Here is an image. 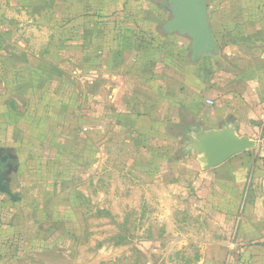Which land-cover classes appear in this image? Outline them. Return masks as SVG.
Returning a JSON list of instances; mask_svg holds the SVG:
<instances>
[{"label": "rangeland", "instance_id": "rangeland-1", "mask_svg": "<svg viewBox=\"0 0 264 264\" xmlns=\"http://www.w3.org/2000/svg\"><path fill=\"white\" fill-rule=\"evenodd\" d=\"M166 8L0 0V155L21 197L0 194V239L17 237L0 264H202L228 240L235 207L176 126H217L222 84L244 70L191 63L189 39L161 31ZM255 42L242 51L259 59Z\"/></svg>", "mask_w": 264, "mask_h": 264}, {"label": "crops", "instance_id": "crops-1", "mask_svg": "<svg viewBox=\"0 0 264 264\" xmlns=\"http://www.w3.org/2000/svg\"><path fill=\"white\" fill-rule=\"evenodd\" d=\"M210 1L215 2L213 8L209 9V22L219 55L216 60L211 58L202 60L220 63L224 54L232 63H240L237 67L244 71L241 73V80L233 82L232 85L222 84L219 93L223 94L221 100L223 106L220 107V117L223 119L217 121V126L212 123V118L211 128H205L203 125L199 127L220 130L230 126L237 135L247 136L256 141L264 132V82L261 84L247 79L257 77V73L254 75L250 73L256 70L252 63H264V53L259 59H252L242 49L246 44H251L248 43L250 40H255L257 41L255 44L264 47V0ZM262 71L264 78V69ZM217 74L223 76V73L219 74L218 71ZM259 157L261 158V154ZM205 175L213 179L220 192H224L230 198L226 202H231L232 209L235 207L236 211L233 216H225V220L231 222L228 227L226 225L228 240L217 248L208 245L207 250H203L205 258L202 264H264L262 160L258 162L243 153L207 171ZM8 238L11 239L12 235ZM14 238H16L14 241H17V237ZM4 244H7L6 240L0 239V248L14 247H6Z\"/></svg>", "mask_w": 264, "mask_h": 264}, {"label": "water", "instance_id": "water-1", "mask_svg": "<svg viewBox=\"0 0 264 264\" xmlns=\"http://www.w3.org/2000/svg\"><path fill=\"white\" fill-rule=\"evenodd\" d=\"M170 19L161 25L165 35H178L190 41V61L211 58L218 59L217 42L209 22L208 0H165ZM187 149L197 153L203 170H212L231 158L256 147V141L247 136H239L235 130L226 126L220 130H203L197 125L191 127ZM0 171V193L11 201L20 200L11 191L7 175Z\"/></svg>", "mask_w": 264, "mask_h": 264}, {"label": "trees", "instance_id": "trees-1", "mask_svg": "<svg viewBox=\"0 0 264 264\" xmlns=\"http://www.w3.org/2000/svg\"><path fill=\"white\" fill-rule=\"evenodd\" d=\"M214 3L215 2H212V1H209L208 2V9H211V8H213L212 6L214 5ZM216 5V4H215ZM198 126V125H197ZM191 125H189V124H183V125H178V126H176V128L177 129H181V130H183V131H188V133H190L191 132ZM0 194H2V193H0ZM2 195H4V194H2ZM5 196V195H4ZM14 239H16V238H14ZM14 239L13 240H11V239H9V238H7V244H4L6 247H9V246H14V245H16L17 244V241H14ZM10 240H11V242H10ZM13 242H16V243H13Z\"/></svg>", "mask_w": 264, "mask_h": 264}, {"label": "flooded vegetation", "instance_id": "flooded-vegetation-1", "mask_svg": "<svg viewBox=\"0 0 264 264\" xmlns=\"http://www.w3.org/2000/svg\"><path fill=\"white\" fill-rule=\"evenodd\" d=\"M166 3V1H165ZM10 155H7V153H3L2 155H0V171L1 172H6L9 171L10 168V164H13L14 161L10 160V158L8 157Z\"/></svg>", "mask_w": 264, "mask_h": 264}, {"label": "built area", "instance_id": "built-area-1", "mask_svg": "<svg viewBox=\"0 0 264 264\" xmlns=\"http://www.w3.org/2000/svg\"><path fill=\"white\" fill-rule=\"evenodd\" d=\"M256 147L258 152L261 154L262 158V167L264 168V132L261 136L256 140Z\"/></svg>", "mask_w": 264, "mask_h": 264}]
</instances>
